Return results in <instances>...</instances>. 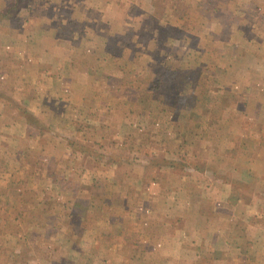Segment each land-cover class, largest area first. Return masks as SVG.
Listing matches in <instances>:
<instances>
[{"label":"rangeland","instance_id":"374dc122","mask_svg":"<svg viewBox=\"0 0 264 264\" xmlns=\"http://www.w3.org/2000/svg\"><path fill=\"white\" fill-rule=\"evenodd\" d=\"M1 112L0 206L59 264H264V0H0Z\"/></svg>","mask_w":264,"mask_h":264},{"label":"crops","instance_id":"0c3cea01","mask_svg":"<svg viewBox=\"0 0 264 264\" xmlns=\"http://www.w3.org/2000/svg\"><path fill=\"white\" fill-rule=\"evenodd\" d=\"M29 101V98H26V102ZM42 101L43 98L37 101L35 104L37 110L35 109V112L32 114L33 117L36 119L38 118L36 122L39 123L40 126H44L45 124V122H42L44 117L39 118L40 115L44 116L41 112L43 110L41 104H38V102ZM71 103L76 105V103L72 101ZM27 106H29V104ZM73 108H77V106ZM1 114L2 112L0 116ZM47 115L51 118L52 123L55 117L53 114L50 115L47 113ZM67 119L70 118L66 117L62 121L64 122V126L62 127L69 129L70 126V130L73 131L75 124L74 122L69 123ZM27 124L29 125L28 122H26V125ZM9 126L14 130L15 123L9 121ZM18 126H20L19 123ZM26 132L33 136V133L30 132V128L28 129L27 127ZM14 136L15 135L7 136V139L13 140L15 138ZM2 142L3 141H0V146L8 148V143ZM61 142L63 143V141ZM30 194L31 193L28 192L26 196ZM19 195V193H13L10 196H13L14 199H21ZM0 199L3 200V198ZM15 204H18V202ZM26 204V212L18 208V206H16V208L0 206V264H59L61 258L56 254V251L57 247L60 245H57L56 239H61V232L66 231L63 230V228H66L67 224L54 222V220H52V215L47 219L46 211L48 210L41 206H31L27 201ZM30 213L33 217H26V215ZM67 229H69V227Z\"/></svg>","mask_w":264,"mask_h":264},{"label":"trees","instance_id":"16d2710c","mask_svg":"<svg viewBox=\"0 0 264 264\" xmlns=\"http://www.w3.org/2000/svg\"><path fill=\"white\" fill-rule=\"evenodd\" d=\"M167 57L168 56L165 55V57L162 58V65L168 64ZM143 72L145 74L146 71L143 70ZM186 72H187V66H186V68L183 67L182 69H180V67H178V71H177V73H175L176 74V80H175V82H177L178 80L179 81L181 80V84H183L184 86L186 85V87H188L190 84H189V82L187 80L184 79V76H186ZM181 74H182V77H181ZM149 87H151L150 90L152 92L154 91V92H156L158 94V96H156V98L154 99V101L157 102V103H160L159 105L162 106L163 109H165L166 102H169L168 99H171L172 98V97H170V93L169 94H166V89L168 88V83H166L165 81H163V79L162 80L153 79L149 83ZM168 96H169V98H168ZM173 98H176V97H173ZM135 101H137V100L135 99ZM135 101H132V102H135ZM259 118L261 119V123L264 124L263 123L264 122V116L262 115ZM33 121H34V119H33ZM30 125L35 126L34 128H36L40 133L42 132V130L39 128V126L35 124V122L30 123L28 125V129H29V126ZM26 136L29 137V138L31 137V135H29L27 132H26ZM78 151H79L80 154L82 153L81 150H78Z\"/></svg>","mask_w":264,"mask_h":264}]
</instances>
